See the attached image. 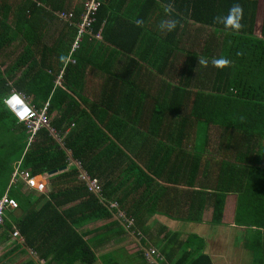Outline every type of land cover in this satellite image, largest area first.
<instances>
[{
	"label": "trees",
	"instance_id": "16d2710c",
	"mask_svg": "<svg viewBox=\"0 0 264 264\" xmlns=\"http://www.w3.org/2000/svg\"><path fill=\"white\" fill-rule=\"evenodd\" d=\"M55 1L62 4L57 5ZM108 1L100 0L91 28L96 32L104 20L101 37L111 41L106 31L109 24L106 23ZM63 2L64 0H0V53L5 50L10 54L14 53L7 49L17 38L22 44L20 53L13 60L8 63L0 62V119H3L0 122L4 123L5 118L9 117L16 129L19 126L15 132H20L16 136L9 133L12 134L10 143L5 140L6 136L0 137V149L4 148L6 151L4 156H0V169L8 167L12 171L16 166L27 169L36 176L58 169L55 179L72 178L70 182H65L66 185L54 184L56 189L51 188L46 194L40 193L39 196L47 195L48 200L38 210L23 215L17 222L16 231L23 237L25 245L37 257L45 260V264H92L96 255L75 226L86 220L116 214L117 208L109 205L110 200H115L119 205L118 209L133 218V225L129 230L133 229V234L141 239L144 248L140 255L144 261H147L144 249L152 243L159 253L155 257L156 264H213L209 255L204 252L205 243L200 236L188 234L182 239L180 233L169 231L165 227H162L165 230L163 238L156 240L148 236L149 229L143 216L147 211L151 213V209L155 207L121 202V198L114 197L115 190L108 188L112 185L110 180L101 178L100 175L113 167L112 162H106L103 157L97 158L98 142L104 133L98 127L92 129L93 125L85 130V126L78 128L77 123L82 119L84 110L79 108V103L72 95L81 81L82 68L77 64L81 47L70 54V58L74 59L71 62L65 60L71 41L63 50L61 47L65 45V41L62 38L59 45L51 46L42 43L41 39V22H47L45 20L51 18V12L62 9ZM164 2L170 5L174 14L179 12L183 18H190L202 27L209 26L216 30L220 40L213 55L215 54V59L222 58L226 63L214 65L213 91L196 93L191 107V115L205 122L203 125L213 124L219 129L218 143H211L218 155L205 157L199 152L198 156L185 159L181 163L184 164L185 173L176 172L169 176V181L173 186L183 183L188 189L171 186L173 188L169 190L170 193L168 189H164L161 194L165 196L167 192L169 201L176 195L186 196L185 218L195 222L201 221L206 203L210 202V221L213 224H221L225 197L229 193L234 194L233 223L247 230L244 246L252 251V264H264V0ZM18 5L19 7L13 8ZM235 5L239 6L240 15L239 27L234 29L226 20L229 10ZM81 12L78 11L74 18L78 19ZM41 14L45 15L43 19ZM55 16L58 18L56 14ZM37 18L38 25L35 23ZM118 23L126 31L135 26L134 22L129 21ZM86 38L87 35L82 41ZM36 51L39 52V58H36ZM2 64H5L3 69ZM61 68V84L55 85L56 74ZM73 71L76 76L72 75ZM12 90L34 102L36 108L48 101V114H54L49 122L54 133L41 127L34 139L27 144L25 127L4 107L6 105L3 98ZM0 127L4 129L3 126ZM203 141V144H208V139ZM109 145L115 146L114 143ZM159 146L161 149L162 145ZM117 150L122 151L119 147ZM69 155L79 159L91 176L101 179L100 195L88 191L85 183L77 178L74 165L67 164ZM12 161L15 164L10 168L8 163ZM61 167L64 169L59 171ZM136 168L139 176L136 187L146 186L150 194L152 183L155 184L156 181L139 167ZM125 170H130L129 165ZM132 192H136V189ZM141 193L145 196V190ZM7 194L19 203L22 201L17 195ZM161 194L157 196H162ZM156 207L168 215H172L171 210L175 208L171 205ZM118 219L122 222L119 217ZM5 229L14 231L7 223ZM28 264L38 262L32 258Z\"/></svg>",
	"mask_w": 264,
	"mask_h": 264
},
{
	"label": "crops",
	"instance_id": "0c3cea01",
	"mask_svg": "<svg viewBox=\"0 0 264 264\" xmlns=\"http://www.w3.org/2000/svg\"><path fill=\"white\" fill-rule=\"evenodd\" d=\"M82 3L83 0H64L62 9L71 10L76 15L82 11ZM55 4L62 3L55 1ZM107 4L106 23L109 24L106 31L112 40L101 37L103 20L97 30L100 37L82 41L78 58L76 56L77 64L82 68L81 81L74 89L75 94H72L79 108L84 110V117L77 123L78 128L85 126V130L93 125L92 129L98 127L104 133L98 142L97 158L103 157L106 162H112L113 167L100 175L101 178L110 180L112 185L108 188L115 190L114 197L121 198V202L155 207L143 216L149 229L147 235L152 239L164 237L162 227L177 231L182 239L188 234H195L204 239V252L213 264H252V251L244 246L247 230L233 223L234 194L229 193L225 197L221 224L211 223L210 202L206 203L201 221L195 222L185 218L186 196L176 195L170 201L167 199L169 190L174 186L188 189L183 183L173 186L169 181L170 175L185 173L184 164H181L185 159L198 156L199 152L205 157L218 155L211 143H218L219 129L213 124L203 125L205 122L191 115V107L196 93L213 91L215 64L212 61L215 59L213 52L219 44V33L212 27H202L190 18H183L179 12L174 14L164 0H109ZM17 7L19 5L13 8ZM51 15L49 20H45L47 22H41L39 28L42 43L59 45L62 38L65 45L61 48L64 50L73 39L74 26L56 18L55 11ZM44 16L41 14V19ZM37 20L35 23L38 25ZM76 20L77 17L73 21ZM123 21L134 22L135 26L126 31L118 23L123 24ZM21 49L22 44L17 38L7 49L14 53L3 51L0 62L13 60ZM35 55L39 58L38 51ZM4 66L2 64L1 69ZM74 73L72 75L76 76ZM29 103L37 106L34 102ZM9 120L6 117L4 123L0 122V126L4 127H0V137L6 136L7 139H4L10 143L12 134L16 136L20 132H15L16 127ZM205 138L208 139L207 145L203 144ZM111 143L115 146H110ZM159 145H162L161 149ZM118 147L122 151H118ZM1 149L0 156H4L6 151ZM93 156L96 157L95 154ZM100 163L105 164L103 161ZM8 164L13 168L15 161ZM128 165L130 170L126 171ZM136 167L156 181L152 183L150 194L146 186L136 187L139 181ZM15 169L16 166L12 171L8 167L0 169V196L7 190V193L22 200L17 202L15 209L4 211L0 225V264H28L32 258L38 264H45L44 259L37 257L25 245L21 235L13 236V231L5 229V223L10 225L11 230H17V222L23 215L38 210L48 200L47 195L39 196L40 193L56 189L54 184L66 185L65 182H70L72 178L55 179L58 170L50 175H38L40 180L45 181L46 189L37 191L26 186L17 175L13 176ZM135 189L136 192H132ZM164 189H168L165 196L161 194ZM142 190H145V196ZM157 205L175 208L171 210L172 215H168ZM75 228L96 255L92 264L157 263L156 256L153 260H143L140 251L144 247L140 237L125 228L116 214L83 221ZM237 237L241 239L234 246ZM229 238L233 239L231 247L228 245ZM151 246L154 245L151 243ZM236 250H241L243 259H240L239 253H230Z\"/></svg>",
	"mask_w": 264,
	"mask_h": 264
},
{
	"label": "built area",
	"instance_id": "2783aa9c",
	"mask_svg": "<svg viewBox=\"0 0 264 264\" xmlns=\"http://www.w3.org/2000/svg\"><path fill=\"white\" fill-rule=\"evenodd\" d=\"M99 5L100 0H83L82 12L76 21H73L74 12L71 10L61 9L55 11V14L60 20L68 21V23L72 24L75 28L74 36L67 54V60L71 62L74 61V59L70 58V54L80 47L81 41L85 35H87L88 39L100 37L99 32H93L91 28ZM61 74L62 68L56 74L54 81L55 85L61 84ZM3 102L8 110L13 114L15 119L19 123H22L25 127L27 133V144L34 139L36 132L41 127H46L50 130V132L54 133V129L49 125L50 117L47 111L49 103L47 100L44 101L39 108H36L29 103L23 94L12 90L6 97L3 98ZM67 164L74 165L77 178L85 183L88 191L100 195L101 184L99 183V180L87 172L79 159L73 158L69 155L67 157ZM14 175H17L26 184V186L30 188L37 191H45L46 189L45 181L40 180L36 175L30 174V171L27 169H19L16 167L15 172L13 173V176ZM109 205L113 208H117V217L122 220L125 228L129 229V227L133 225V218L126 216L122 210L118 209V205L115 200H110ZM16 207V199L9 196L7 192L0 196V224L3 220L4 211L6 209H14ZM12 235L17 236L19 234L16 230H14ZM144 255L147 260H153V256L157 257L159 253L155 247H148L145 249Z\"/></svg>",
	"mask_w": 264,
	"mask_h": 264
},
{
	"label": "clouds",
	"instance_id": "9594fccd",
	"mask_svg": "<svg viewBox=\"0 0 264 264\" xmlns=\"http://www.w3.org/2000/svg\"><path fill=\"white\" fill-rule=\"evenodd\" d=\"M239 15H240V8H239L238 5L233 6L229 10V16L227 17L226 22L228 24H230L234 29L239 27V23H238ZM234 17H235V19H234ZM169 27H171V25H169ZM212 63L215 64V65H217V66H221V65L225 64L226 61L221 58V59H214L212 61ZM150 247H154V246H150Z\"/></svg>",
	"mask_w": 264,
	"mask_h": 264
},
{
	"label": "rangeland",
	"instance_id": "374dc122",
	"mask_svg": "<svg viewBox=\"0 0 264 264\" xmlns=\"http://www.w3.org/2000/svg\"><path fill=\"white\" fill-rule=\"evenodd\" d=\"M3 152V150L2 149H0V153H2ZM14 157V156H13ZM129 230V229H128ZM133 229H131L130 231H132ZM139 237V236H138ZM239 239H241V237H237L236 238V241L234 242V246L236 245V244H239V242H238V240ZM232 240L233 239H231V238H229V242H228V245H229V247H231V245H233V242H232ZM233 246V247H234ZM236 249H238V248H236ZM230 253H232V254H234V253H239V257H240V259H243V258H241V257H244V256H242L243 254H241V250L238 252L237 250L236 251H233V252H230ZM244 260H245V258H244Z\"/></svg>",
	"mask_w": 264,
	"mask_h": 264
},
{
	"label": "water",
	"instance_id": "95a60500",
	"mask_svg": "<svg viewBox=\"0 0 264 264\" xmlns=\"http://www.w3.org/2000/svg\"><path fill=\"white\" fill-rule=\"evenodd\" d=\"M63 168H64V167H61L59 170H62ZM57 170H58V169H57ZM57 170L55 169V170L49 171V172H47V174L50 175V174L56 172Z\"/></svg>",
	"mask_w": 264,
	"mask_h": 264
}]
</instances>
